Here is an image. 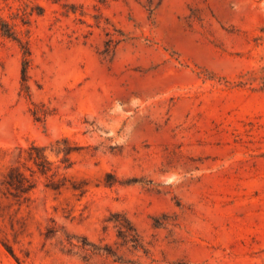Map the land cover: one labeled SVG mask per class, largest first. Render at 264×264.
Wrapping results in <instances>:
<instances>
[{
    "label": "rangeland",
    "instance_id": "374dc122",
    "mask_svg": "<svg viewBox=\"0 0 264 264\" xmlns=\"http://www.w3.org/2000/svg\"><path fill=\"white\" fill-rule=\"evenodd\" d=\"M263 68L264 0H0V264H264Z\"/></svg>",
    "mask_w": 264,
    "mask_h": 264
},
{
    "label": "trees",
    "instance_id": "16d2710c",
    "mask_svg": "<svg viewBox=\"0 0 264 264\" xmlns=\"http://www.w3.org/2000/svg\"><path fill=\"white\" fill-rule=\"evenodd\" d=\"M1 33L4 37L12 38V33L4 28L1 29ZM24 59L22 62L21 68V80L23 83L27 81V65L28 61L25 59L28 56V52L25 50L23 52ZM261 77L259 78V89L264 90V68L261 70ZM238 85L244 86L245 82H239ZM25 88H27L25 86ZM16 151V158L17 160L22 159L25 163L32 165V172L31 174L37 173L41 176H46L47 174L51 173V163L47 161L45 156L46 147H39L34 144L29 145L27 148L18 147L15 149ZM8 180H6V185L15 192V194L19 196H24L28 194L32 188L33 184L29 182V180L25 177V175L21 172H18L15 168H10L7 174ZM56 189V188H53ZM118 237L123 240L124 244L131 243L134 249H139L140 246L137 242L138 237L134 230L131 228H125L121 226L119 228ZM73 247L78 248L85 254H96V249L92 248L94 246L90 244H84L82 246H76L70 243ZM88 247V248H87ZM91 247V248H90Z\"/></svg>",
    "mask_w": 264,
    "mask_h": 264
}]
</instances>
